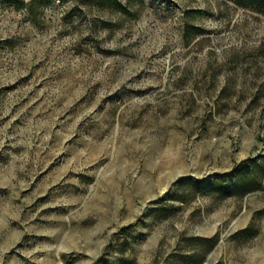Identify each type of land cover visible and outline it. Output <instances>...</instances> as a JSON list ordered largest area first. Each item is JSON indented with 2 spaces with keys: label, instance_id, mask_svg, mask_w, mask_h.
<instances>
[{
  "label": "rangeland",
  "instance_id": "obj_1",
  "mask_svg": "<svg viewBox=\"0 0 264 264\" xmlns=\"http://www.w3.org/2000/svg\"><path fill=\"white\" fill-rule=\"evenodd\" d=\"M0 264H264V0H0Z\"/></svg>",
  "mask_w": 264,
  "mask_h": 264
},
{
  "label": "trees",
  "instance_id": "obj_2",
  "mask_svg": "<svg viewBox=\"0 0 264 264\" xmlns=\"http://www.w3.org/2000/svg\"><path fill=\"white\" fill-rule=\"evenodd\" d=\"M254 189H255L254 186L247 187V188H245L244 193L246 194V193H248L249 191H252V190H254Z\"/></svg>",
  "mask_w": 264,
  "mask_h": 264
}]
</instances>
